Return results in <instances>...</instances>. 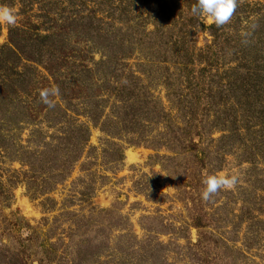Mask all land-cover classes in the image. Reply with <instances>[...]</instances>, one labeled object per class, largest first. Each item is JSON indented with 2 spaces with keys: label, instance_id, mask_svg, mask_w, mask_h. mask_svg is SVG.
Instances as JSON below:
<instances>
[{
  "label": "rangeland",
  "instance_id": "1",
  "mask_svg": "<svg viewBox=\"0 0 264 264\" xmlns=\"http://www.w3.org/2000/svg\"><path fill=\"white\" fill-rule=\"evenodd\" d=\"M0 5L11 8L16 16L14 25L0 24V103L10 109L0 117L1 124L6 125L0 139L8 146V155L0 149V182L12 186L9 201L2 199L9 206L3 209L4 204H0L6 216L24 218L33 226L45 225L53 238H62L74 226L70 214L88 220L85 216L94 211L90 236L97 227L103 228L100 264H148L138 251V242L145 240L168 246L161 251L168 264H196L191 257L196 251L191 249L198 230H187L186 226L201 215L207 235L242 251L249 246L240 254L238 264H264V239L258 231L262 227L256 224L264 220V149L260 144L264 121L256 115L260 109L264 112V85L258 83L260 89L255 88L256 78L264 80V30L260 33L250 26L264 18V0H240L238 14L219 27L217 38L212 35L217 29L209 28L215 24L191 12L194 0H171L172 8L170 12L167 9L165 18L170 14L176 28L164 24L162 31L168 36L162 46L148 41L154 31L152 13L156 5L146 0H0ZM78 14L97 15L100 21L91 29L108 37L110 44L116 38L122 42L126 50L120 57H126L115 64L116 76L145 87L154 101L162 104L159 109L185 129L184 137L201 134L194 139L199 150L178 156L163 145L151 148L128 135L112 139L99 128H91L88 148L69 178L38 197L26 187L23 174L28 166L20 163L23 158L18 159L22 148L38 146L40 132L50 135L57 130L47 128L51 115L48 118L45 114L50 107L40 101L38 92L43 88L57 90L52 74L66 75L73 67L94 68L101 60L102 53L69 25ZM188 22H193L192 30L185 25ZM62 32H69L65 45L59 46L62 52L54 45L51 57L53 52L42 49L39 63L8 51L13 43L26 50L21 52L29 53L37 36L51 35V41L57 43ZM187 76L191 92L186 89ZM231 81H236L233 89ZM170 89L187 95L186 102L197 105L191 126H183L176 119V107L168 101ZM240 92L239 104L235 98ZM7 94L5 101L1 95ZM50 99L52 105L59 102L58 94ZM248 105L252 108L249 112L243 108ZM109 106L106 114L111 111ZM161 120L145 128L148 140L156 146L166 132L165 119ZM232 129L235 133L230 135ZM228 135V140L220 142ZM111 144L122 152L123 160L117 164L111 161V152L104 154L102 150L104 146L112 148ZM202 152L205 158L200 163L196 158L201 159ZM205 174L235 175L237 183L231 189L219 190L206 202L200 196ZM146 226L151 234L144 230ZM163 229L165 233H161ZM89 241L98 244L93 238ZM216 254L220 261V250Z\"/></svg>",
  "mask_w": 264,
  "mask_h": 264
},
{
  "label": "trees",
  "instance_id": "2",
  "mask_svg": "<svg viewBox=\"0 0 264 264\" xmlns=\"http://www.w3.org/2000/svg\"><path fill=\"white\" fill-rule=\"evenodd\" d=\"M146 1L147 3L151 2L156 5V11L152 13L154 14L152 16L154 31L149 35L148 41L152 40L153 45L158 44L162 46L166 44L165 41L168 36L162 31L164 24L168 27L172 26V29L176 28L170 21V14L168 18H165L168 14L167 9H169L170 12V8H172L170 6L171 0ZM239 1L240 0H237V3H239ZM195 3L196 0H194V5ZM237 10L236 8L232 14L231 20L238 14ZM174 14L177 18L178 15L176 13ZM96 17L97 15H74L73 18L70 19L71 22L69 25L76 27V33L82 32L85 36L84 39H87L86 43L90 46L92 45L91 48L102 53L101 60L95 64L94 68L80 66L71 68L66 75L52 74L54 77V84L57 88L59 102L52 105L45 115L48 118L51 115V118L46 121L47 128L50 129V126L53 128L57 127V130L50 135L40 132L38 135V139L40 140L38 146H34L32 149L22 148L21 152H19L20 155L18 159L23 158V161H20V163L28 166V171L23 174L25 185L29 191L33 189V192L35 191L34 193L37 194L36 196L47 194L69 178L72 169L80 161L88 148L91 128H99L112 139L118 138L120 140L128 135L136 138L138 144L148 145L151 148L158 149L163 145L178 156L189 155L191 152H197V150H199V146L195 143L194 139L201 134L196 133L192 136L184 137L183 132L185 129H182L176 121H172L171 115L166 113L164 109H159L162 104L154 101L153 96L145 87L142 88L140 83L134 80L125 82L121 77L116 76L117 71L115 64H118L121 59L126 57H120L121 53H125L126 47L122 45L120 40L115 41L117 38L114 39L112 42L113 44H110L108 37L91 29L95 22L100 21ZM191 24L188 22L185 25H190V30H192L194 24L193 22H191ZM250 26H255L257 29L261 30L260 33H263L264 18L260 20L257 19L255 22H252ZM184 27L183 24V28ZM209 28L217 29L212 34L214 38H217L219 27L212 25ZM68 36L69 32H62L57 38L59 40L57 43L51 41L53 40L51 35H44L42 37L37 36L30 44L31 51L29 53L21 52L22 47L20 46L19 48L17 44L13 43L11 46L12 48H8V51L17 57L25 55V58L28 60L39 63L37 59H39L40 50L48 49L50 52H53L50 54L52 57L54 54L53 46L55 45V47H58L59 51L62 52L59 46L61 44L65 45ZM46 42L47 44H44ZM41 44L42 46L46 45V48L45 46L42 48ZM146 57L148 58V56ZM211 58L212 57H210V59ZM148 60L151 61V58H148ZM150 61H147V64H151ZM160 63L161 61H158L157 64ZM207 63L211 64V62ZM181 75L179 78H181ZM262 79L261 76L256 78L255 83L257 84H255V88H259L258 83H260L261 86L264 85V80ZM190 80V77L187 76L185 83L186 89L191 92ZM235 82L236 81H231L229 83L230 88L233 89ZM8 85L12 87L11 83ZM168 87L171 88L169 82ZM235 92L237 93L238 91L236 90ZM9 95L10 94L1 95V98L3 99L4 97V100L8 101ZM191 95L196 96L197 94L191 93ZM186 96L180 95L178 91L172 93L170 89L168 101L172 106L176 107V119L180 120V124L182 123L183 126L189 127L191 126L190 122L196 115L195 108L197 105H191V101L186 102ZM241 97L240 92L235 98L239 104L241 103ZM73 101H75L76 104H73ZM246 104H248V102ZM107 106H109L111 110L108 114H106ZM193 106L195 107L193 108ZM243 108L248 112L252 109L251 106ZM9 112L10 109L7 107V104L2 105V103H0V117L2 118V116L7 115V113L9 114ZM14 112H16V110H14ZM256 115L264 121L263 110L260 109ZM162 118L165 119L163 124H165L166 132L162 135L161 139L157 138L159 139L157 140V145L159 146H156L153 140L152 142L148 140L145 128H150L155 124L157 125ZM18 125H20V122ZM10 126H13V124ZM3 128H6V125L0 122V133L3 132ZM262 128H264L263 125ZM234 133V129L229 131L230 135ZM229 138V135L223 136L220 142L228 140ZM3 140V138L0 139V149L2 152L3 150L6 152L5 155H8L6 149L8 146ZM2 141L4 143H1ZM105 143L107 144L109 142ZM260 144L261 148L264 149V138ZM109 146L112 148H108L107 146L103 147V153L106 154L111 152L110 158L112 162H115L114 164L123 160L122 152L114 149V144ZM89 153L90 151L87 154ZM204 155V152H202L203 159L196 158L197 161L203 163L205 158ZM7 186L8 187L0 182V204L2 205L4 204L2 199L9 201L10 198L9 193L11 194L12 186L10 184ZM3 206L4 209L7 208L9 204H4ZM3 209L0 210V264H100L101 251L104 248L101 243L102 238L100 237L103 233V228L97 227L94 236H90V232H92L90 225L92 222H95L94 211V213H90L89 216H85V219L89 218L88 220L70 214L73 216L72 219L74 220L72 230L62 238H53V236L49 234L48 228H46L47 230L45 231V225L33 226L24 218H20L13 214L6 216L3 213ZM256 224L262 227L261 230L258 231L263 234L264 239V220H258ZM189 228L198 230L197 242L191 249L196 251V253L191 255L192 260L196 264H238L240 254L248 250V245H245L246 250L242 251L244 249H236L233 244L229 247L227 241L224 243L223 240L217 237L207 235L205 232L207 227L201 215H198V217L192 220L191 224L189 223V225L186 226L187 230H189ZM144 230L146 233L148 232V234L152 233L149 226H146ZM163 231L164 233L166 232V230L163 229L161 233H163ZM90 238H93L98 244H91L89 241ZM53 239L55 240L53 241ZM66 239H68V243H66ZM231 242L233 243L235 240L233 239ZM138 245L140 246L138 249L139 255L142 257L143 261H147L148 264H168L166 263L167 259H165L161 253L162 249L165 250L168 248L167 245L148 240H145L144 243L138 242ZM219 250V255H222L220 261L216 258V253ZM230 251L232 254L229 253ZM213 252H215V254H213ZM212 256L214 259L211 258Z\"/></svg>",
  "mask_w": 264,
  "mask_h": 264
},
{
  "label": "clouds",
  "instance_id": "3",
  "mask_svg": "<svg viewBox=\"0 0 264 264\" xmlns=\"http://www.w3.org/2000/svg\"><path fill=\"white\" fill-rule=\"evenodd\" d=\"M236 4L237 0H196L195 5L191 8V12L204 22L220 27L230 21L236 9ZM15 23L16 16L14 11L8 6L0 5V24L11 26ZM56 94V89L49 88L40 89L38 92L40 101L49 107L52 106L50 97H54ZM201 183L203 189L200 196L203 201L207 202L219 190L231 189L237 183V177L227 174H205L202 177Z\"/></svg>",
  "mask_w": 264,
  "mask_h": 264
}]
</instances>
